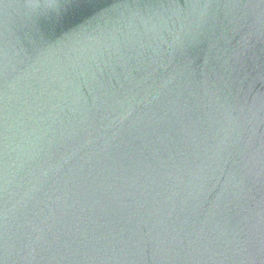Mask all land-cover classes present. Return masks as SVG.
<instances>
[{
    "label": "water",
    "instance_id": "95a60500",
    "mask_svg": "<svg viewBox=\"0 0 264 264\" xmlns=\"http://www.w3.org/2000/svg\"><path fill=\"white\" fill-rule=\"evenodd\" d=\"M0 264H264V0H0Z\"/></svg>",
    "mask_w": 264,
    "mask_h": 264
}]
</instances>
